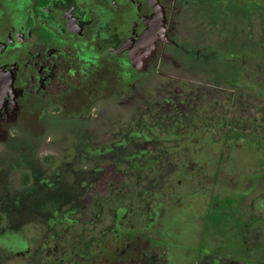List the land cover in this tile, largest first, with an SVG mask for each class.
Masks as SVG:
<instances>
[{
  "label": "flooded vegetation",
  "instance_id": "obj_1",
  "mask_svg": "<svg viewBox=\"0 0 264 264\" xmlns=\"http://www.w3.org/2000/svg\"><path fill=\"white\" fill-rule=\"evenodd\" d=\"M239 88L248 118L264 98V0H0V264L34 248L44 262L45 230L90 214L109 169L123 178L132 164L171 182L149 147L230 149L243 137ZM215 127L231 135L213 139ZM256 225L240 240L264 262V238L246 239ZM123 235L103 264L163 254L149 230Z\"/></svg>",
  "mask_w": 264,
  "mask_h": 264
},
{
  "label": "rangeland",
  "instance_id": "obj_2",
  "mask_svg": "<svg viewBox=\"0 0 264 264\" xmlns=\"http://www.w3.org/2000/svg\"><path fill=\"white\" fill-rule=\"evenodd\" d=\"M241 94L246 95L245 89H238L236 106L240 114L234 126L236 135L243 137L232 139L235 143H231L230 149L226 150L221 143L205 150L190 144L189 151L174 150L167 154L164 149L154 151L149 147L150 153L164 159L165 164L157 165V172L160 174L168 166L167 177L171 182L164 175L155 177L149 170L141 172L132 164L125 165L123 178L109 169L104 177L107 182L95 185L96 190H109L108 194L94 192L90 214L78 213V224L45 230L46 248H41L46 254L44 262L38 259L34 248L30 257H13L4 264H72L73 257H99L120 243L124 233L136 235L146 230L157 235L158 243L166 249L163 254L154 249L153 264L157 259L158 264H215L219 257L220 264H264L258 258L252 259L240 240L244 231L241 228L253 221L264 225V144L257 148L246 138L264 142V98L256 95L251 99V116L246 118L242 114L246 101H241L245 100ZM113 121L110 126L116 119ZM215 130L213 139L231 135L224 128L221 134L216 127ZM135 151L131 147L124 154L132 156ZM197 166L199 169L194 170ZM117 183L120 193L112 190L118 187ZM239 218L243 225L234 229L241 224ZM60 220L62 224L70 223L66 215H61ZM247 238L262 239L264 230L255 227L247 232Z\"/></svg>",
  "mask_w": 264,
  "mask_h": 264
},
{
  "label": "trees",
  "instance_id": "obj_3",
  "mask_svg": "<svg viewBox=\"0 0 264 264\" xmlns=\"http://www.w3.org/2000/svg\"><path fill=\"white\" fill-rule=\"evenodd\" d=\"M146 258L145 256L141 257L140 258V261L138 262V264H146L147 262L149 263L150 260V256L147 257L149 258L148 259H144ZM120 260L117 258V259H114V261H112L113 264H116V263H120L119 262ZM72 264H103L102 263V260H101V257H94V258H90V259H85V258H81V257H78L77 259L75 258L73 261H72ZM130 264H134V262H130ZM150 264V263H149Z\"/></svg>",
  "mask_w": 264,
  "mask_h": 264
}]
</instances>
